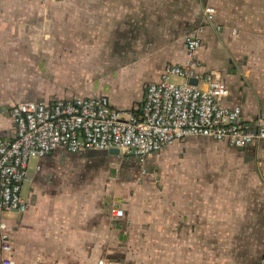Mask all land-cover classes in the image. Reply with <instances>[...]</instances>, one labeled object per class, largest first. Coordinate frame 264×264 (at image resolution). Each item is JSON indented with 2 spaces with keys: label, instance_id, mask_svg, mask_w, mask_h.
I'll use <instances>...</instances> for the list:
<instances>
[{
  "label": "crops",
  "instance_id": "0c3cea01",
  "mask_svg": "<svg viewBox=\"0 0 264 264\" xmlns=\"http://www.w3.org/2000/svg\"><path fill=\"white\" fill-rule=\"evenodd\" d=\"M219 1L230 0H0V140L14 138L23 102L104 95L138 112L164 68L186 61L207 7L221 30L202 34L196 85L221 76V104L254 124L264 116V0H237L236 19ZM28 171V210L0 212L16 264H264V142L192 137L143 159L59 148ZM2 246L0 236V264Z\"/></svg>",
  "mask_w": 264,
  "mask_h": 264
},
{
  "label": "built area",
  "instance_id": "2783aa9c",
  "mask_svg": "<svg viewBox=\"0 0 264 264\" xmlns=\"http://www.w3.org/2000/svg\"><path fill=\"white\" fill-rule=\"evenodd\" d=\"M205 14L206 23L186 39L184 64L164 68L160 81L147 87L138 112L120 111L104 95L14 106L11 115L15 136L9 141L0 140V212L28 210L30 204L22 192L31 160L44 158L59 148L71 154L117 149L121 156L143 159L192 137L227 142L240 149L264 142V116L254 124H242L239 107L221 104L229 95L221 76L207 74L203 78L204 88L190 83L200 80L202 34L206 27L215 26L216 10L207 7ZM172 76L184 79L185 83L171 81ZM115 215L121 218L124 212L118 209ZM0 236L2 250L9 255L3 264H16L4 222H0ZM97 264L113 263L102 259Z\"/></svg>",
  "mask_w": 264,
  "mask_h": 264
},
{
  "label": "rangeland",
  "instance_id": "374dc122",
  "mask_svg": "<svg viewBox=\"0 0 264 264\" xmlns=\"http://www.w3.org/2000/svg\"><path fill=\"white\" fill-rule=\"evenodd\" d=\"M228 5H226V4H224V1H219V4H218V8H220L221 9V12H223V13H225V14H229L230 15V17L231 18H234V19H236V17H237V13L239 12L240 13V10H237V0H230L228 3H227ZM239 8H240V6H238ZM257 10V9H256ZM261 12H262V10H261ZM234 19H231V20H233L234 21ZM101 76V74H97L96 75V78H98V77H100ZM175 82H177V83H181V81L180 80H175ZM118 161V160H117ZM124 182L126 181V180H123ZM137 182V185H142V181H139V180H136ZM123 182V183H124ZM26 189H27V186H25V188H24V190H23V198L25 197H27L26 196V194H27V191H26Z\"/></svg>",
  "mask_w": 264,
  "mask_h": 264
},
{
  "label": "water",
  "instance_id": "95a60500",
  "mask_svg": "<svg viewBox=\"0 0 264 264\" xmlns=\"http://www.w3.org/2000/svg\"><path fill=\"white\" fill-rule=\"evenodd\" d=\"M190 83L193 84V85H196V81L195 80H191ZM108 154L118 157V156H120V151L117 150V149H112V150L108 151Z\"/></svg>",
  "mask_w": 264,
  "mask_h": 264
},
{
  "label": "flooded vegetation",
  "instance_id": "af4514ba",
  "mask_svg": "<svg viewBox=\"0 0 264 264\" xmlns=\"http://www.w3.org/2000/svg\"><path fill=\"white\" fill-rule=\"evenodd\" d=\"M128 164V163H127ZM124 165H126V164H124ZM129 165V164H128Z\"/></svg>",
  "mask_w": 264,
  "mask_h": 264
}]
</instances>
